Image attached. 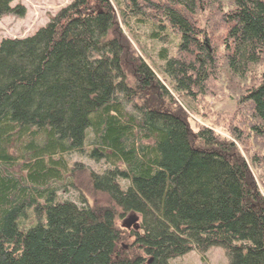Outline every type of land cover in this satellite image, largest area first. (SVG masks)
<instances>
[{
  "label": "trees",
  "instance_id": "trees-1",
  "mask_svg": "<svg viewBox=\"0 0 264 264\" xmlns=\"http://www.w3.org/2000/svg\"><path fill=\"white\" fill-rule=\"evenodd\" d=\"M12 1L0 18L25 16ZM229 1L117 0L125 25L134 16L159 42L157 70L126 47L111 0H72L33 35L0 40V264H171L212 246L229 264H264V193L250 172L264 157L248 163L170 107L189 100L194 114L213 83L230 84L246 137L264 142V0ZM74 153L108 165L82 183L104 204L60 197L75 186ZM127 214L139 231L116 223ZM127 231L140 252H121Z\"/></svg>",
  "mask_w": 264,
  "mask_h": 264
},
{
  "label": "rangeland",
  "instance_id": "rangeland-1",
  "mask_svg": "<svg viewBox=\"0 0 264 264\" xmlns=\"http://www.w3.org/2000/svg\"><path fill=\"white\" fill-rule=\"evenodd\" d=\"M112 5L114 6L117 19L119 20L118 30L121 31L124 37L129 41L127 48L129 47L133 55H141V58L146 60L150 67L154 70H157L155 66L160 64V59L158 57L157 49L159 48V42L155 43L148 37L147 30L148 28L141 25L136 17L133 16L131 21H128L129 26L127 27L123 22V19L119 17V10L115 5L117 0H111ZM229 4L230 1L226 0ZM31 2V3H30ZM72 0H13L11 3L12 7H15L17 3H23L26 7V14L24 17H19L14 14H7L0 18V39L2 38H12V37H26L33 35L38 28L46 25L51 17H53L58 10L62 7L70 4ZM35 7V14L33 9ZM118 13V14H117ZM222 30H217L216 33L220 34ZM219 46V45H218ZM145 47V48H144ZM145 50L148 54L145 53ZM129 51V52H130ZM147 56V57H145ZM125 71L130 74L131 68L130 64H125ZM260 69H255L252 73V77L247 80L246 85L254 82ZM131 75H129V81L131 80ZM232 84V83H231ZM240 87L238 90L241 91L242 82H237ZM230 92L226 90V84L224 82H215L212 85V92L206 98H203L204 101L201 102L200 108L196 110V113L191 114L189 112V104L191 101L182 99L174 106L170 107H181L189 115V125L192 130L198 128V124L209 125L221 136L226 137L229 140H232L237 145L241 155L247 159L250 163L249 158L257 156L259 158L264 157V149L261 148L260 144L264 143L263 141L256 140L255 137H246V134L252 132L250 129H247V126H244V121L249 122L250 117L249 113L243 110L244 105L238 106V97L242 92L237 93L232 87L228 86ZM170 90L173 89L170 87ZM165 104H170L171 100L167 97L164 98ZM193 106L192 104H190ZM196 108V106H195ZM203 113V114H202ZM237 129L239 134L243 133V140L238 141L237 137L233 135L234 130ZM67 160L69 163V169L65 170L67 175H72L69 178L71 183H74L73 186L62 187L60 192V197L65 199H71L76 201L79 205L83 203L80 201V195L86 200L90 201V204H104L105 196L101 194L97 196L93 192V189L86 190L82 183H89L88 176L90 173H103L108 169V165L104 161H96L87 156L74 153L72 155H67ZM251 165L250 172L252 177L257 184L258 189L261 193H264V185L261 180L264 177V168L258 165ZM90 177V176H89ZM81 186V187H80ZM84 189V192L78 191V189ZM129 214L125 216H119L116 220V223L122 227L125 220L129 218ZM123 235L127 238L124 241V245L120 247L121 252L123 250L132 253L140 252L137 247L131 246L134 241V236L123 232ZM171 264H229V258L227 256L226 250L223 246H212L207 250L205 254H201L197 249L193 247L189 252L177 256L170 261Z\"/></svg>",
  "mask_w": 264,
  "mask_h": 264
},
{
  "label": "water",
  "instance_id": "water-1",
  "mask_svg": "<svg viewBox=\"0 0 264 264\" xmlns=\"http://www.w3.org/2000/svg\"><path fill=\"white\" fill-rule=\"evenodd\" d=\"M139 217L135 214L131 215L128 219L125 220L123 226L127 228L133 227L135 230H138L140 228V225L138 223ZM126 247V245H125Z\"/></svg>",
  "mask_w": 264,
  "mask_h": 264
}]
</instances>
